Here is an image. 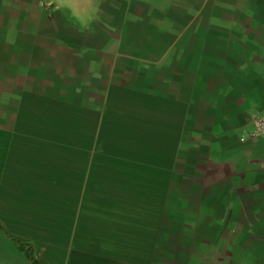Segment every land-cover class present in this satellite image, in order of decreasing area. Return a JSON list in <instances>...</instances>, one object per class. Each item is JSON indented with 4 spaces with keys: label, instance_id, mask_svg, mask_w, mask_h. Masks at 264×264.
<instances>
[{
    "label": "crops",
    "instance_id": "1",
    "mask_svg": "<svg viewBox=\"0 0 264 264\" xmlns=\"http://www.w3.org/2000/svg\"><path fill=\"white\" fill-rule=\"evenodd\" d=\"M264 0H0V264H264Z\"/></svg>",
    "mask_w": 264,
    "mask_h": 264
},
{
    "label": "built area",
    "instance_id": "2",
    "mask_svg": "<svg viewBox=\"0 0 264 264\" xmlns=\"http://www.w3.org/2000/svg\"><path fill=\"white\" fill-rule=\"evenodd\" d=\"M254 120L256 125L254 135L264 136V116L257 115Z\"/></svg>",
    "mask_w": 264,
    "mask_h": 264
}]
</instances>
